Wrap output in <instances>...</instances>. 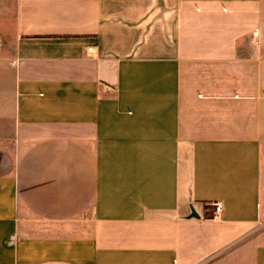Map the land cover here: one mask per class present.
I'll list each match as a JSON object with an SVG mask.
<instances>
[{"label":"crops","instance_id":"1","mask_svg":"<svg viewBox=\"0 0 264 264\" xmlns=\"http://www.w3.org/2000/svg\"><path fill=\"white\" fill-rule=\"evenodd\" d=\"M0 264H264V0H0Z\"/></svg>","mask_w":264,"mask_h":264},{"label":"built area","instance_id":"2","mask_svg":"<svg viewBox=\"0 0 264 264\" xmlns=\"http://www.w3.org/2000/svg\"><path fill=\"white\" fill-rule=\"evenodd\" d=\"M254 34L258 35V32H255ZM92 50H93L92 47L88 49L89 52H92ZM214 206H215V215L216 216L220 215L221 212H222V209H223L222 202H217V203L214 204Z\"/></svg>","mask_w":264,"mask_h":264}]
</instances>
